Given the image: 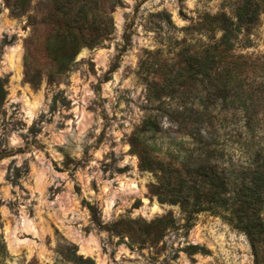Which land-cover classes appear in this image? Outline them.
<instances>
[{"label": "rangeland", "instance_id": "rangeland-1", "mask_svg": "<svg viewBox=\"0 0 264 264\" xmlns=\"http://www.w3.org/2000/svg\"><path fill=\"white\" fill-rule=\"evenodd\" d=\"M247 3L234 53L264 60V0H121L109 40L63 65L44 24L53 0H0V264H82L74 251L93 264H255L248 237L221 218L184 228L131 145L169 154L171 110L185 99H158L149 85L210 42L206 17L237 21ZM170 214L175 227L150 233Z\"/></svg>", "mask_w": 264, "mask_h": 264}, {"label": "trees", "instance_id": "trees-1", "mask_svg": "<svg viewBox=\"0 0 264 264\" xmlns=\"http://www.w3.org/2000/svg\"><path fill=\"white\" fill-rule=\"evenodd\" d=\"M120 2L53 0L44 24L56 32L55 57L68 65L81 49L108 41L114 30L110 14ZM249 5L237 9V21L224 14L206 17L210 42L200 52L185 53L179 70L163 67L159 82L149 85L158 99H185L170 115L180 143L175 139L163 158L153 156L137 137L131 145L142 170L155 176L151 194L180 208L184 228L190 229L201 214L219 217L248 237L255 264H264V60L234 53L238 34L251 23ZM194 88L199 98L190 100ZM57 103L55 97L53 108ZM153 119L147 124L156 125ZM176 225L170 214L153 221L150 233L161 236ZM189 251L205 250L192 246ZM73 255L82 264H93L76 251Z\"/></svg>", "mask_w": 264, "mask_h": 264}, {"label": "bare ground", "instance_id": "bare-ground-1", "mask_svg": "<svg viewBox=\"0 0 264 264\" xmlns=\"http://www.w3.org/2000/svg\"><path fill=\"white\" fill-rule=\"evenodd\" d=\"M134 189V188H133Z\"/></svg>", "mask_w": 264, "mask_h": 264}]
</instances>
